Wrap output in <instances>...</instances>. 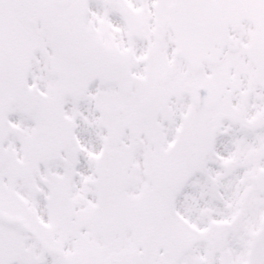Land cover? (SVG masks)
Listing matches in <instances>:
<instances>
[{"label": "snow or ice", "instance_id": "obj_1", "mask_svg": "<svg viewBox=\"0 0 264 264\" xmlns=\"http://www.w3.org/2000/svg\"><path fill=\"white\" fill-rule=\"evenodd\" d=\"M0 264H264V0H0Z\"/></svg>", "mask_w": 264, "mask_h": 264}]
</instances>
